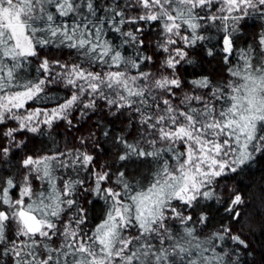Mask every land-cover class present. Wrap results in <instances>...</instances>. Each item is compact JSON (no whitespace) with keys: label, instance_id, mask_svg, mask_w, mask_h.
<instances>
[{"label":"snow or ice","instance_id":"6c2138e0","mask_svg":"<svg viewBox=\"0 0 264 264\" xmlns=\"http://www.w3.org/2000/svg\"><path fill=\"white\" fill-rule=\"evenodd\" d=\"M0 264H264V0H0Z\"/></svg>","mask_w":264,"mask_h":264}]
</instances>
